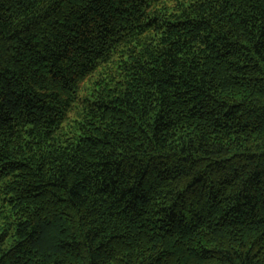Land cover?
Listing matches in <instances>:
<instances>
[{
  "label": "trees",
  "instance_id": "16d2710c",
  "mask_svg": "<svg viewBox=\"0 0 264 264\" xmlns=\"http://www.w3.org/2000/svg\"><path fill=\"white\" fill-rule=\"evenodd\" d=\"M0 264H264V0H0Z\"/></svg>",
  "mask_w": 264,
  "mask_h": 264
}]
</instances>
